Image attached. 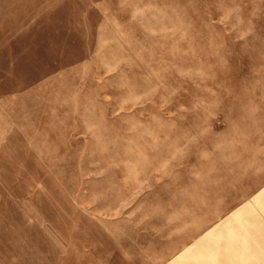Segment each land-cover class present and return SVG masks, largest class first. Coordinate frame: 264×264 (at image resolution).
I'll return each instance as SVG.
<instances>
[{"label":"rangeland","instance_id":"rangeland-1","mask_svg":"<svg viewBox=\"0 0 264 264\" xmlns=\"http://www.w3.org/2000/svg\"><path fill=\"white\" fill-rule=\"evenodd\" d=\"M0 264H264V0H0Z\"/></svg>","mask_w":264,"mask_h":264}]
</instances>
